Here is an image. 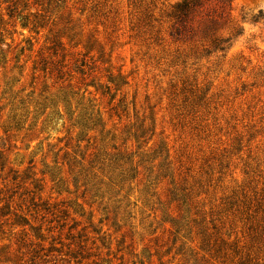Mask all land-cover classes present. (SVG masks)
I'll list each match as a JSON object with an SVG mask.
<instances>
[{
	"label": "rangeland",
	"instance_id": "rangeland-1",
	"mask_svg": "<svg viewBox=\"0 0 264 264\" xmlns=\"http://www.w3.org/2000/svg\"><path fill=\"white\" fill-rule=\"evenodd\" d=\"M180 1L0 0V264H264V0Z\"/></svg>",
	"mask_w": 264,
	"mask_h": 264
},
{
	"label": "trees",
	"instance_id": "trees-1",
	"mask_svg": "<svg viewBox=\"0 0 264 264\" xmlns=\"http://www.w3.org/2000/svg\"><path fill=\"white\" fill-rule=\"evenodd\" d=\"M205 0H182L174 7L172 16L174 19V34L181 35L180 27H182L188 18L195 12L197 6H199ZM223 5H230V0H219ZM50 263V262H48Z\"/></svg>",
	"mask_w": 264,
	"mask_h": 264
}]
</instances>
